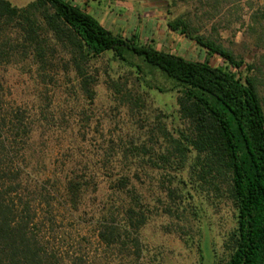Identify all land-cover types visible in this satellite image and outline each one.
Returning a JSON list of instances; mask_svg holds the SVG:
<instances>
[{
    "label": "trees",
    "instance_id": "obj_1",
    "mask_svg": "<svg viewBox=\"0 0 264 264\" xmlns=\"http://www.w3.org/2000/svg\"><path fill=\"white\" fill-rule=\"evenodd\" d=\"M167 27L193 39L209 57L219 55L224 65L139 43L136 35L115 34L71 0H30L23 6L0 0V66L20 55L31 56L38 69L45 70L55 66V56L64 55L81 89L93 99L94 80L87 71L93 61L111 53L148 88L174 90L176 108L170 120L157 116L141 140H119L118 151L110 155L123 164L110 175V188L121 208L111 205L97 213L95 236L105 248H133L139 255L137 232L145 215L132 177L139 178L148 167L163 175L164 192L172 199H183L192 190L232 204L234 225L226 235L227 255L220 264H264V107L255 80L240 73L242 60L214 41L194 35L183 17L169 19ZM251 68L248 64L245 69ZM111 81L110 87L121 93L118 83ZM124 96L128 100L130 93ZM29 138L22 113L5 111L0 105V264H84L81 254L48 251L35 228L45 224L51 234L56 210L77 211L88 180L68 172L61 183L63 200L55 202L54 189L22 166L20 156L26 155ZM108 160L102 157L105 169ZM30 186L36 193L33 200L20 192ZM36 206L41 208L37 221ZM95 261L94 256L88 264ZM206 263L218 264L213 259Z\"/></svg>",
    "mask_w": 264,
    "mask_h": 264
},
{
    "label": "rangeland",
    "instance_id": "obj_2",
    "mask_svg": "<svg viewBox=\"0 0 264 264\" xmlns=\"http://www.w3.org/2000/svg\"><path fill=\"white\" fill-rule=\"evenodd\" d=\"M9 1L23 6L30 0ZM75 1L115 34L127 38L136 35L139 43L186 59L208 58L214 66L224 65L219 55L209 57L193 39L167 27L169 19L183 17L194 35L214 41L244 62L239 71L254 78L264 107V0ZM64 57L55 56V66L45 70H39L31 56L20 55L0 66L1 108L19 110L30 130L26 155L20 156L22 166L42 185L54 189L55 202L63 200L61 183L68 172L73 170L88 180L74 216L60 206L56 210L50 232L55 239L45 224L35 228L45 238L48 251L81 254L84 264L94 256L95 264H205L209 259L220 264L227 255L226 235L234 225L232 204L192 190L183 199H172L164 192L163 175L148 167L139 172V178L132 177L145 215L137 232L139 255L133 248H105L98 240L94 233L97 213L118 205L110 175L123 164L110 155L118 151L119 140H141L157 116L169 121L176 108V92L148 88L134 70L106 53L87 71L94 80L91 88L95 96L90 99ZM248 64L252 66L249 72L245 69ZM111 79L122 94L110 87ZM158 81L168 85L161 77ZM125 92L130 93L128 100ZM164 114L168 117L162 118ZM102 155L110 158L106 169ZM20 192H27L31 200L36 196L31 186ZM35 211L37 221L41 208L36 206Z\"/></svg>",
    "mask_w": 264,
    "mask_h": 264
},
{
    "label": "crops",
    "instance_id": "obj_3",
    "mask_svg": "<svg viewBox=\"0 0 264 264\" xmlns=\"http://www.w3.org/2000/svg\"><path fill=\"white\" fill-rule=\"evenodd\" d=\"M73 3L79 5V3H77L75 0H71ZM80 6V5H79ZM81 7V6H80Z\"/></svg>",
    "mask_w": 264,
    "mask_h": 264
}]
</instances>
